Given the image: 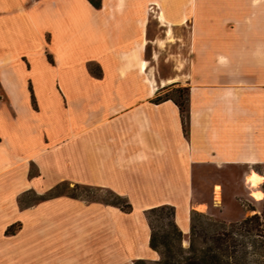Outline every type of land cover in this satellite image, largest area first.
<instances>
[{"label":"crops","instance_id":"obj_1","mask_svg":"<svg viewBox=\"0 0 264 264\" xmlns=\"http://www.w3.org/2000/svg\"><path fill=\"white\" fill-rule=\"evenodd\" d=\"M149 2L158 21L161 11L171 24L191 17L186 131L179 105L154 100L138 67L145 1L0 0V264L155 261L145 211L162 203L183 234L191 209L224 222L256 212L264 231V0ZM207 168L243 171L230 183L233 215L221 179L196 197ZM252 170L263 175L260 198ZM61 179L113 187L131 208L72 195L18 205L19 191Z\"/></svg>","mask_w":264,"mask_h":264},{"label":"rangeland","instance_id":"obj_2","mask_svg":"<svg viewBox=\"0 0 264 264\" xmlns=\"http://www.w3.org/2000/svg\"><path fill=\"white\" fill-rule=\"evenodd\" d=\"M143 1L147 4L150 13L148 21V43L142 53V57L147 60V67L145 73H143V77H149L151 82L153 84L155 83L154 87L156 88V94H163L165 91L175 86H186L191 63V41H189V38L191 39V17L190 20L184 22L183 25L180 24L181 20L178 21L177 19H174V22L176 20L178 21L175 24H171L170 21L168 22L167 20H160L167 23V25H162L160 21L156 20V4L150 3V0ZM156 1L160 3L162 0ZM4 12L6 11L0 9V14ZM169 25L172 26L170 32L168 31ZM48 58L52 59V56L49 54ZM23 59L26 61L25 57ZM90 69L93 72H98L94 64H91ZM169 78H171V81H168ZM168 93L177 100H182L186 96L185 89L181 94L174 88L169 90ZM0 98H6L5 92L1 87ZM36 172V164L30 162L29 173L33 174ZM201 172L203 178L200 180L198 178L197 180L195 179L196 197L209 198L211 183L214 182L215 179H221L225 184L224 188L226 189L227 198L223 213L233 215L237 210V204L234 199L231 198L230 191L237 187L232 186L230 183L235 179H239L243 171L229 168L221 170L207 168ZM217 182L219 185L217 187H219V191H221V184L219 181ZM220 194L221 193L218 192V196L214 197L220 200ZM55 195H77L83 197L85 200L95 199L110 203L124 199L118 197V195L122 194L114 190L113 187L77 182L72 179H61L55 181L51 186H43L40 191H36L34 188L21 190L17 193L16 200L20 207H24ZM122 196L127 198L125 195ZM243 203L247 207L252 205L251 202L246 199H243ZM145 213L149 223H152L154 229L163 231L167 228V221L170 219L167 209L154 212H147L146 210ZM190 215L192 216L195 227L193 234H191L190 231L183 234L181 245L185 250L192 237L195 245L201 250H206L210 246L213 247L210 252H216L223 263L264 264V231L260 215L258 217L243 218L230 222H224L210 213L195 211V209H191ZM19 224V222L14 223L13 228H17ZM148 261L150 263L154 262L152 260Z\"/></svg>","mask_w":264,"mask_h":264},{"label":"trees","instance_id":"obj_3","mask_svg":"<svg viewBox=\"0 0 264 264\" xmlns=\"http://www.w3.org/2000/svg\"><path fill=\"white\" fill-rule=\"evenodd\" d=\"M89 1L96 7H99L101 5V0H89ZM173 88L175 90H178L179 94H181L185 89L186 90L185 98L182 100H177L175 97L170 95L168 91L172 90ZM169 90L165 91L163 94H156L153 99L160 100L163 98H169V97L172 98L179 105L182 122H183V128L186 131L185 111L187 108L188 88L186 86H175ZM72 196H77V195H72ZM118 197L124 199L112 203L117 204L118 206H120V208L124 210H129L131 208V203L128 201V199L123 197L122 195H118ZM163 209H167L168 215H170V219L167 221V228L164 229L163 231H160L154 229L152 223H149L151 228L150 236H149V245L151 248L157 250L160 253V257L157 260H155L153 263H150L145 258H137L131 264H227L221 261L219 255L216 252L214 251L210 252V250H212L213 247L210 246L206 250L199 249L195 245L192 237L190 238L187 249L186 250L184 249V247L181 245L183 232L174 218V213H175L174 205L169 203H162L151 206L146 210L147 212H154ZM258 216L259 214L255 212L253 214L247 215L244 219L258 217ZM194 227L195 224L193 222L192 216L190 215L189 231L191 234H193L194 232ZM7 230H14L13 224L9 225Z\"/></svg>","mask_w":264,"mask_h":264},{"label":"bare ground","instance_id":"obj_4","mask_svg":"<svg viewBox=\"0 0 264 264\" xmlns=\"http://www.w3.org/2000/svg\"><path fill=\"white\" fill-rule=\"evenodd\" d=\"M160 19L161 20H163V21H165V16H164V14H163V11H161L160 12ZM164 25V24H163ZM171 27L172 26H170L169 25V32L171 31ZM167 30V29H166ZM160 38V37H159ZM162 40V39H161ZM164 40H165V38H164ZM147 40H145L144 42H146ZM159 41V40H158ZM172 41V40H171ZM147 44V43H146ZM162 44V43H161ZM156 54V53H155ZM132 55H136V52H133V54ZM159 59V58H158ZM177 59V58H176ZM138 67H139V69H140V71L142 72V73H145V71H146V67H147V60L145 59V58H138ZM149 61V60H148ZM183 70V69H182ZM179 71V70H178ZM150 74H151V72H150ZM129 75V74H128ZM175 78H177V77H175ZM182 78V77H181ZM156 79V78H155ZM155 79H154V81H155ZM145 81L147 82V83H149V86L151 87V89H153L154 88V84L151 82V80H150V78L149 77H145ZM168 81H171V78H169L168 79ZM167 82V81H166ZM157 85V84H156ZM263 179V175L261 174V173H259V172H257V171H255V170H252V171H250L247 175H246V181H247V183H248V185H249V187H251L250 189H251V195L253 196V197H255V198H260L261 196H262V191L260 190V189H258L257 188V186H258V183L261 181ZM261 183V182H260ZM216 192H217V196H218V192H220L219 191V187H217V189H216ZM188 243V242H187Z\"/></svg>","mask_w":264,"mask_h":264}]
</instances>
